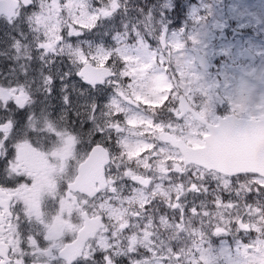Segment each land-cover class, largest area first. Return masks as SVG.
I'll list each match as a JSON object with an SVG mask.
<instances>
[{
    "label": "snow or ice",
    "instance_id": "obj_1",
    "mask_svg": "<svg viewBox=\"0 0 264 264\" xmlns=\"http://www.w3.org/2000/svg\"><path fill=\"white\" fill-rule=\"evenodd\" d=\"M128 7L0 0V264H264V170L217 155L264 105L185 125L168 52L116 28Z\"/></svg>",
    "mask_w": 264,
    "mask_h": 264
},
{
    "label": "rangeland",
    "instance_id": "obj_2",
    "mask_svg": "<svg viewBox=\"0 0 264 264\" xmlns=\"http://www.w3.org/2000/svg\"><path fill=\"white\" fill-rule=\"evenodd\" d=\"M141 7L116 13L112 18L116 28L122 23L142 28L150 41L163 36L161 51L168 52L169 74L180 77L178 87L190 99L204 95V111L211 113L216 110L213 92L217 91L229 101L227 112L259 115L264 105V0H150ZM180 21L181 26H174ZM244 47L250 59L243 56ZM193 51L211 58L210 73L200 69ZM237 103L247 111L237 112ZM191 122L185 119V125Z\"/></svg>",
    "mask_w": 264,
    "mask_h": 264
},
{
    "label": "water",
    "instance_id": "obj_3",
    "mask_svg": "<svg viewBox=\"0 0 264 264\" xmlns=\"http://www.w3.org/2000/svg\"><path fill=\"white\" fill-rule=\"evenodd\" d=\"M196 58L202 68H208V62L204 57L196 55ZM185 106H187L186 101L184 102L183 108L180 109H185ZM195 115L196 113H194ZM230 117L235 116H227L220 119L219 122ZM208 131L209 134L205 138L211 135V130L208 129ZM217 155L219 158L227 159L237 166L264 170V128L257 130L251 135L244 136L239 141H229L226 145L218 149Z\"/></svg>",
    "mask_w": 264,
    "mask_h": 264
},
{
    "label": "flooded vegetation",
    "instance_id": "obj_4",
    "mask_svg": "<svg viewBox=\"0 0 264 264\" xmlns=\"http://www.w3.org/2000/svg\"><path fill=\"white\" fill-rule=\"evenodd\" d=\"M195 109H196L197 111H199L200 113L202 112L201 109H199L198 107H196ZM174 111H175V110H174ZM220 112H221V111H220ZM212 114L215 115V119H216L219 115H222L223 113L221 114V113H219V112H213ZM188 116H189V113H186V114L184 115V118L186 119ZM208 117H209V116H208ZM209 118H210V117H209ZM209 120H210V122H214V121H212L211 118H210ZM203 128H204V127H203Z\"/></svg>",
    "mask_w": 264,
    "mask_h": 264
},
{
    "label": "trees",
    "instance_id": "obj_5",
    "mask_svg": "<svg viewBox=\"0 0 264 264\" xmlns=\"http://www.w3.org/2000/svg\"><path fill=\"white\" fill-rule=\"evenodd\" d=\"M180 1H183V0H180ZM175 2H179V0H175Z\"/></svg>",
    "mask_w": 264,
    "mask_h": 264
}]
</instances>
